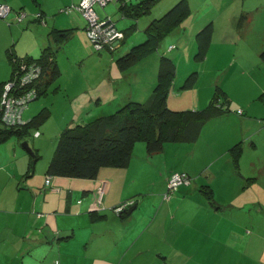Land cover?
<instances>
[{
  "label": "rangeland",
  "instance_id": "rangeland-1",
  "mask_svg": "<svg viewBox=\"0 0 264 264\" xmlns=\"http://www.w3.org/2000/svg\"><path fill=\"white\" fill-rule=\"evenodd\" d=\"M81 1L14 0L18 5L12 8L11 3L0 0L11 7L7 17L0 18V23L15 34V39H11L7 47L0 44V58L6 57V49L13 44L19 56L28 53L39 57L42 48L48 45L46 42L54 46L55 43L48 38L54 28L73 31L69 38L63 39L65 42L62 41L61 47H55L60 78L47 86L45 78L46 94L29 102L22 116L26 122L40 109L48 107L51 109L49 118L32 128L25 137L20 139L13 136L0 144L3 154L13 155L18 149L30 155L23 145L27 142L30 148L40 153L36 168L44 171L45 176L60 134L73 121L74 115L77 114L79 119L74 122L86 123L101 116L103 110L110 113L111 103L117 104L128 96L135 101L151 100L163 55L172 58L176 67L168 106L174 110L207 106L217 84L210 91L213 78L211 62L205 63L206 58L196 59V34L212 21L216 40L220 41L233 30L229 22L233 11L228 12L231 10L229 8L236 7L241 12V8L264 7V0H189L192 13L162 38L158 50L128 69L121 70L116 64L117 59L133 45L146 39V23L143 24V20L139 22L137 29L127 36L124 43L119 39L107 45L112 52L106 50L99 53L84 29L86 17L76 9ZM131 1L135 3L140 0ZM178 1L159 0L151 13L141 18H159ZM118 5V1H113L104 8L99 5L95 8L100 18L108 15L116 22L118 29L124 30L133 20L123 17ZM18 11L25 14L22 21L17 19ZM1 32L0 39L3 38ZM245 36L260 41L264 36V24L252 32L246 31ZM195 71L198 72L195 88H180ZM100 91L102 99L96 103L93 99ZM35 129L40 131L41 137H34ZM259 142L263 145L258 147L255 154H245L242 158L241 179L234 172L225 174V170L232 167V163L228 162L229 152H220L218 142L213 143L202 133L193 142H167L164 146L166 150L155 154L146 152L147 155L134 149L128 189L124 196L138 201L131 214L146 220V230L137 244L143 245L146 250L140 254L130 251L128 254L114 255L120 256L114 262L103 257L86 264H264V141ZM183 172L189 175L190 181V185L182 187L187 190L186 193L177 191L165 198L170 177ZM204 183H210L213 188L210 196L201 190ZM216 205L221 207L217 208ZM39 229L36 225L33 227L36 234ZM75 243H78L77 238ZM75 248L78 253H70L65 257V262L85 264L84 250L79 245L72 250ZM160 248L166 252L162 253V257L158 254Z\"/></svg>",
  "mask_w": 264,
  "mask_h": 264
},
{
  "label": "crops",
  "instance_id": "crops-1",
  "mask_svg": "<svg viewBox=\"0 0 264 264\" xmlns=\"http://www.w3.org/2000/svg\"><path fill=\"white\" fill-rule=\"evenodd\" d=\"M5 1L11 3L12 8L18 5L14 0ZM235 8H229L231 10L228 11H233L229 18L233 30L217 41L214 27L205 59V63L211 62L213 71L209 89L211 91L215 83L219 84L230 99V111L208 120L201 133L213 143L218 142L220 152H229L228 162L232 159L229 151L231 146L242 142L244 151L238 171L233 164L225 170V174L231 175L234 172L241 179L243 156L255 154L258 147L263 145L259 141H264V58L261 55L264 51V36L260 41L245 36L246 31L252 32L264 24V16L260 17L264 15V7L241 8V12ZM142 18L138 24L143 20L146 27L150 17ZM0 32L3 34L0 44L7 47L11 39H15V34L4 28L2 23ZM10 47L18 55L14 44ZM8 50L7 58H0V88L11 77ZM25 55L31 57V54ZM101 99L100 91L93 100L100 103ZM130 100L132 98L128 96L117 104L111 103L109 111ZM106 111L103 110L102 115L107 114ZM72 120L69 125L79 120L77 114ZM135 150L146 153L145 144L137 142ZM163 150H166L165 147ZM211 156L214 157L213 154ZM133 158L125 168H101L92 179L75 180L73 177L53 176L47 186V173L45 176L44 171L36 168L37 162L32 167L27 153L15 149L13 155H6L0 151V264H55L56 260H59V264H70L69 261L65 262V257L77 251L72 248L78 245L85 252V264L94 263L103 257L108 261H118L120 256L114 255L128 254L130 251L134 254L143 253L146 247L137 244L146 230L144 217H136L134 214L121 216L113 211L118 205L132 200L131 196L126 198L124 193L128 189ZM101 189H104L102 196ZM186 191L182 187L179 190L180 193ZM92 209L107 215L94 222L89 217ZM35 225L40 228L38 234L33 231ZM61 234H71V237L60 240ZM159 251L160 257L162 253L166 254L163 248Z\"/></svg>",
  "mask_w": 264,
  "mask_h": 264
},
{
  "label": "trees",
  "instance_id": "trees-1",
  "mask_svg": "<svg viewBox=\"0 0 264 264\" xmlns=\"http://www.w3.org/2000/svg\"><path fill=\"white\" fill-rule=\"evenodd\" d=\"M113 1L119 2L118 9L123 17L133 20L130 26L120 30L117 28L116 22L108 15L104 18H100L99 14L98 16L100 21L106 23L105 25H112V29L123 34L121 42L124 43L127 36L137 29L139 19L151 13L152 8L159 0H140L135 3L131 0H111L108 3ZM105 6L101 7L104 8ZM191 13L189 0H179L161 17L150 18L149 23L144 27L146 39L133 45L117 59L118 68L126 70L132 64L157 51L162 38L180 26ZM42 14L38 17L39 19ZM87 24L88 22H86L84 29H87ZM70 30L72 29L54 28L48 34L51 42L55 43L54 46L48 44L42 48L39 57L36 58L27 55L19 56L10 47L8 58L12 66V72L10 79L1 85L0 100L3 86L8 82L12 84L10 93L15 96L33 90L34 95L31 96L33 101L38 99L40 95L46 94L47 84L61 76L55 47H61L62 41L65 42L63 39H67L73 34V31ZM213 32L214 25L211 21L196 34L198 45L196 59L203 60L206 58L212 42ZM61 35L62 38H60ZM95 50L99 53L106 50L113 51L109 46ZM261 55L264 58V51ZM30 66L39 67L38 75L29 81H24L23 78ZM49 74L50 77L48 78ZM157 77L154 94L148 102L130 100L108 114L101 115L86 123L74 122V124L64 128L46 169L47 179L50 178V183L52 176L92 179L97 176L99 170L103 167L125 168L133 158L137 142L145 144L148 154H155L162 151L167 142L196 141L208 120L223 116L230 111V99L219 84H217L213 96L204 108L171 109L168 106V96L176 77V67L174 60L168 56L163 55L161 57ZM45 78H47V82L45 81L46 86L43 82ZM197 80L198 72H192L180 88L194 89ZM50 113V108L43 107L30 120L21 125L6 126L2 123L0 108V143L13 136L20 139L25 137L28 133H31L32 128L38 127L39 124L48 119ZM229 151L232 156L231 162L235 170L238 171L244 151L242 142L232 145ZM40 157L41 155L37 150H34L33 155H29L32 167ZM187 176L188 182H183L175 190L168 187L167 192L164 194L165 198L172 196L177 191L179 192L181 187L187 186L186 184L190 185L189 175L187 174ZM201 190L207 196L213 193V188L209 184L202 185ZM135 201L130 200L120 204L113 211L124 216ZM216 206L217 208L221 207V205ZM106 215L98 209H92L89 212V217L94 222L104 219ZM69 237H71V234H61L60 240ZM55 264H59V260H56Z\"/></svg>",
  "mask_w": 264,
  "mask_h": 264
},
{
  "label": "built area",
  "instance_id": "built-area-1",
  "mask_svg": "<svg viewBox=\"0 0 264 264\" xmlns=\"http://www.w3.org/2000/svg\"><path fill=\"white\" fill-rule=\"evenodd\" d=\"M111 0H82L79 5L76 6V9L86 17L87 19V35L94 44L95 49H102L105 46L111 44L112 42L119 40L123 37V34L118 32L115 29H112V25H105L106 23L100 21L98 13L95 9L96 5L105 6ZM11 11V7L0 2V18H5ZM25 17L23 12H19L17 19L22 21ZM34 68V69H33ZM39 67L35 68L30 66L25 74L23 80L29 81L32 78L37 77ZM11 82L5 83L1 93V111L2 116L1 120L6 126H17L24 123L23 121V111L25 107L32 101L34 91L31 90L22 95L15 96L10 93ZM33 94V95H32ZM32 96V97H31ZM40 131L36 130L34 132L35 137H39ZM186 173H175L171 176L169 180V188L175 190L183 182H188ZM46 184H50V178L46 179ZM104 189H101V196ZM101 199V198H100ZM122 209V208H121Z\"/></svg>",
  "mask_w": 264,
  "mask_h": 264
},
{
  "label": "water",
  "instance_id": "water-1",
  "mask_svg": "<svg viewBox=\"0 0 264 264\" xmlns=\"http://www.w3.org/2000/svg\"><path fill=\"white\" fill-rule=\"evenodd\" d=\"M24 147L27 149V151L30 153V155H33L34 154V150L32 148L29 147L28 143L27 142H24ZM137 207V205H133L131 207L128 208L127 212H126V215H130L134 209Z\"/></svg>",
  "mask_w": 264,
  "mask_h": 264
}]
</instances>
